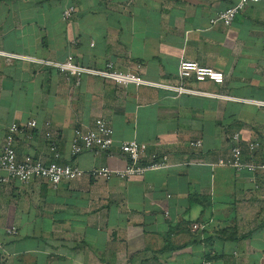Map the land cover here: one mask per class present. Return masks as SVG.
I'll list each match as a JSON object with an SVG mask.
<instances>
[{"label":"crops","instance_id":"1","mask_svg":"<svg viewBox=\"0 0 264 264\" xmlns=\"http://www.w3.org/2000/svg\"><path fill=\"white\" fill-rule=\"evenodd\" d=\"M234 3L0 0L3 52L92 68L113 62L171 85L180 84L179 64L188 59L225 79L186 86L235 98L177 95L95 75L77 84L54 66L0 55V151L13 123L36 120L30 136L16 138L19 158L46 156L51 122L62 164L123 169L120 144L129 140L170 161L129 180L0 184V264H264V173L210 165L230 155L234 133L243 146L261 142L254 159L264 162V107L239 100L264 98V2L245 6L229 26L211 25ZM71 5L76 12L64 20ZM100 117L115 130L110 151L73 157L75 128H93ZM198 138L203 147L192 150L188 143Z\"/></svg>","mask_w":264,"mask_h":264},{"label":"built area","instance_id":"2","mask_svg":"<svg viewBox=\"0 0 264 264\" xmlns=\"http://www.w3.org/2000/svg\"><path fill=\"white\" fill-rule=\"evenodd\" d=\"M262 2H264V0H235L233 5L219 11L214 17H212L210 23L211 25L221 23L225 26H229L245 6L250 3L257 4ZM75 12V6H69L62 14L63 19H72ZM0 55L6 56L9 59L14 57L25 58L48 66H54L68 78H75L77 84H80L83 76L95 75L114 80L123 85L135 84L137 86H154L169 90L177 95L199 94L213 97L223 96L229 99H235L225 95L195 90L186 86V82L190 80L197 82L211 80L216 84H223L225 79L223 72L208 66H203L196 61L188 59H182L179 64L178 76L180 84L171 85L151 82L144 80L139 76L130 75L116 69L113 62H109L104 68H92L80 65L72 59H68L64 62H56L35 57L9 54L1 50ZM239 100L264 107V98ZM36 127V120H30L25 124L13 123L8 128L0 151V184H9L13 180L28 184L34 179H43L56 187L64 180L72 181L85 175L95 179L116 176L123 180H129L134 176H143L148 171L164 169L170 166V161L167 155L160 153L157 149H151L149 144L137 140H129L120 144L121 152L128 158V163L123 169H112L102 166L94 167L85 171L71 164H62L59 162L62 159V153L59 149L57 138L54 136L51 122H47L48 130L45 133L48 144L46 156L43 158H34L31 155H26L23 158H19L15 145L17 136L26 133L30 136L31 130ZM114 134V128L103 117L95 120V126L93 128H75L72 138L71 155L75 157L85 151H93L96 154L99 152H109L115 142ZM188 145L192 150H199L203 147V140L200 138L191 140ZM260 147L261 142L259 141H250L247 142L246 146H243L240 135L234 133L231 137L230 155L226 158H220L216 163L210 165L213 167H232L237 171L246 170L252 174L258 172L264 173V162H256L254 159V156ZM253 180L255 182V188L259 189L261 184L255 177ZM261 183H264V178L261 180ZM166 214H168V212H166ZM193 228L194 230H197L200 226L195 224ZM9 233H16L15 228L10 229Z\"/></svg>","mask_w":264,"mask_h":264}]
</instances>
